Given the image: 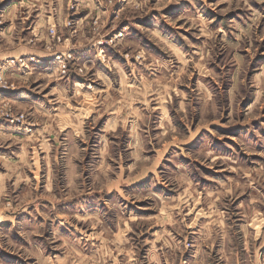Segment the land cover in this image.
Segmentation results:
<instances>
[{
	"label": "rangeland",
	"instance_id": "1",
	"mask_svg": "<svg viewBox=\"0 0 264 264\" xmlns=\"http://www.w3.org/2000/svg\"><path fill=\"white\" fill-rule=\"evenodd\" d=\"M2 54L34 73L2 72L6 96L31 102L10 99L27 119L0 134V158L15 159L0 174L17 169L0 191V264H155L166 231L187 245L179 264H199L218 212L231 243L204 251L220 264L264 257V0H0ZM129 99L153 137L140 148L133 118L115 123Z\"/></svg>",
	"mask_w": 264,
	"mask_h": 264
},
{
	"label": "clouds",
	"instance_id": "2",
	"mask_svg": "<svg viewBox=\"0 0 264 264\" xmlns=\"http://www.w3.org/2000/svg\"><path fill=\"white\" fill-rule=\"evenodd\" d=\"M247 35V33H244ZM215 37V33L212 34ZM151 67V66H150ZM201 91L207 96V99L211 101L213 99V93L209 90V87L205 86L204 84L200 85ZM133 92L135 89L132 90ZM127 109H130L124 116H117L116 118V125L123 127L124 125L121 124V120L128 122L129 118L132 117L131 123V132L137 140V148H140L141 145L146 143H151L153 137L148 136L146 134H142L144 130L141 127V122H146L148 120V116H141L139 115L140 109L132 107V100L129 99L126 104L124 105ZM160 112L162 114V121L168 126L171 127L172 125V118L169 115V109L165 107L163 104L158 105ZM184 107V105H182ZM107 111V109H105ZM151 109H149V115H151ZM79 127V124L77 125ZM118 134V133H117ZM81 137H83V133L81 132ZM109 145L105 143V148H108ZM107 155V152L105 153ZM212 152L208 151L206 153H201V156L210 159L212 157ZM159 160V158H158ZM127 181H120V183H126ZM116 185L114 184L113 187ZM226 214L224 212H218L216 217L211 221L212 227L209 225H204V229L201 231V239L196 241V248L199 252L198 260L199 264H220V261L217 260L211 252L204 251L201 245H207L209 248L212 246V242L216 241L219 238V243L225 247H227L231 240L229 238V225L224 223V218ZM172 223L173 228L178 231H183L181 228L182 221H169ZM206 230V231H205ZM165 237H167L165 239ZM161 241V248L160 254H157L154 251L151 256V260L155 261V264H161L160 255L166 253V258L169 260L170 264L173 260H175L176 264H179V255L177 253V249H184L187 248V245L183 241H177L175 236L171 231H166L163 236L158 237ZM171 241V243H169ZM111 255V253H108ZM223 259H227V257H222ZM246 264H264V257H253L251 253L248 254Z\"/></svg>",
	"mask_w": 264,
	"mask_h": 264
},
{
	"label": "crops",
	"instance_id": "3",
	"mask_svg": "<svg viewBox=\"0 0 264 264\" xmlns=\"http://www.w3.org/2000/svg\"><path fill=\"white\" fill-rule=\"evenodd\" d=\"M25 1H29V0H25ZM41 1H43V0H41ZM56 1H59V0H56ZM82 2L84 3V0H81V3ZM38 11H40V12L38 14H36V16H40L41 14H43L45 16V19L46 18H50V16H52V17L54 16L51 12L50 13H41L42 10H38ZM47 14H50V15H48L49 17L47 16ZM45 19H43V21H45ZM39 29L42 30V28H39ZM37 31H38V29H37ZM73 46H75V45H73ZM76 50L77 51L79 50V51L85 52L84 49L81 50L80 48H78V49L76 48ZM35 52L36 53H31V54L32 55L33 54L36 55L38 58L43 59L44 61L46 60L45 62H47V60H50V58L52 57V53H49L46 50H37ZM9 56L10 55H3V54L0 55V61H2L4 58L9 57ZM43 64H44V62H43ZM46 65H48V64H45V65L40 66L41 68H37V70H35V71L38 72V69H42L43 73L46 75L47 74V71L45 70V66ZM21 70H22V67H19V66L12 67V66L7 65V64H5V66L3 68V72L6 73V75L8 74V76L11 77V78H18V79L19 78H26L29 75H33V73H34V72H31V73L30 72H27L26 70L23 72ZM20 89H24V88L19 85L18 86V90H20ZM22 92H24V93H22ZM22 92L19 91L17 93L18 96H13V97L11 96V93L8 94V97H10V99L14 102V104L18 105L19 107H22L23 104H27V103L31 102L30 101V98H29L31 95L30 94H27L26 91H22ZM22 94H25V96H22ZM1 99H2V97L0 96V100ZM32 103L35 104V102H32ZM34 108H36V107H34ZM46 111L50 112V109H46ZM55 115H57V113H55ZM29 128H30V125L25 127L26 133L29 130ZM16 129L22 131V129H20L19 126L14 127V126L7 125L6 123H1L0 124V134H5V136H6L5 139L8 138V140H10L11 137H16L15 136L16 134L19 135L21 133V132H18ZM37 130H39V129H37ZM5 154L6 153H4L3 154V158H0V159H4V157L5 158H8V159H11L12 158L11 155H9V154H6L5 155ZM4 160L7 161L8 163H10L9 160H6V159H4ZM12 160H15V159L12 158ZM10 169H12L11 166H10ZM16 171H17V169L14 172H12V174H9L11 172H8V175H6V174H3V175L0 174V191H1V193L6 188L7 183H8V180L10 179L11 175H13V174L16 175L15 174Z\"/></svg>",
	"mask_w": 264,
	"mask_h": 264
},
{
	"label": "built area",
	"instance_id": "4",
	"mask_svg": "<svg viewBox=\"0 0 264 264\" xmlns=\"http://www.w3.org/2000/svg\"><path fill=\"white\" fill-rule=\"evenodd\" d=\"M51 35H56L54 33V29L50 28ZM56 60H59V62H62L63 58L61 54H57L55 56ZM5 64L10 66H19L22 68H26V65L23 63V60H16L14 58H9L6 61H0V96L2 97L0 101V124L6 123L10 126H22L27 119V115L24 112L20 111H14V108L11 106H8L11 103L10 98H8L6 95L8 92L13 91L14 88L11 83L7 81V79L3 76V68ZM18 64V65H17ZM64 65L62 66V70L64 69ZM5 95V96H4ZM5 99V100H4ZM8 106V107H7Z\"/></svg>",
	"mask_w": 264,
	"mask_h": 264
}]
</instances>
